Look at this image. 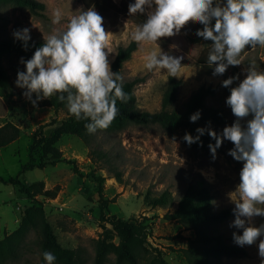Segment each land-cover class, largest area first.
<instances>
[{"label": "rangeland", "instance_id": "1", "mask_svg": "<svg viewBox=\"0 0 264 264\" xmlns=\"http://www.w3.org/2000/svg\"><path fill=\"white\" fill-rule=\"evenodd\" d=\"M36 1L45 6L38 14L0 0V69L4 80L0 84V96L3 97L0 127L10 122L20 131L15 141L0 148V179L4 181L0 183V241L19 228L26 209L38 208L60 247L72 251L76 263L93 264L94 241L102 238V227L110 229L108 223L99 220L97 184L92 178L95 175L105 179L103 198L115 201L108 205L105 216L115 215L131 223H141L146 228L147 253L140 258L141 264H150L159 255L165 264H187L181 249L185 247L184 239H193L194 232L185 230L177 222L166 221L164 215L175 211L177 202L191 184L209 190L213 212L231 211L228 220L208 227L207 233L221 235L227 244L244 249L247 257L223 258L222 264H264V257L259 255L260 239L264 237L243 247L233 240V233L241 234L231 225L242 167L236 169L227 158L225 146L232 142L224 140L213 160L209 148L202 149L196 143L188 145L183 140L185 133L191 134V130L197 128L221 134L236 120L230 107L219 100L218 92L205 101V106L223 112L225 123L222 125L196 121L166 132L157 125L128 124L118 132L95 133L88 144L75 136L65 135L55 145L59 162L53 165L48 164L53 161L51 156H43L40 148L30 150L33 134L48 136L68 119L69 113L40 107V101L34 107L27 101L22 95L24 89L16 86V79L18 71L25 70L21 60L30 59L35 51L25 52L1 45L14 39V31L23 28L31 29L32 43H44L43 37L55 30H63L67 21L61 25L52 24L51 10L55 7L67 10L68 0ZM111 1L119 5L123 0ZM78 8L88 9L81 0H72L70 9ZM103 22L105 30L112 33L109 47L113 62L117 49L129 44L130 32L136 24L129 15H120L113 23L103 18ZM136 47L130 60L123 65V80L137 81L134 88L137 109L155 113L160 111L167 79L173 75L167 74L166 68L162 72L144 68V57L155 45L136 43ZM251 61L264 70V45L252 47L242 55L241 65L234 66L235 75H239L234 87L245 78L244 70ZM173 77L180 80L181 85L169 111L183 112L186 101L199 87L217 89L221 85V80L213 76L197 79L194 68H181ZM250 119L251 115L243 118L242 125ZM24 167L27 170L23 171ZM10 179H16L17 183H10ZM155 201H161V204L153 207ZM253 224L257 227L264 224V217H254ZM39 241L38 231L30 229L19 242L16 258H7L1 264H45ZM111 242L117 245L118 239L114 236ZM104 264H115L114 255H108Z\"/></svg>", "mask_w": 264, "mask_h": 264}, {"label": "clouds", "instance_id": "2", "mask_svg": "<svg viewBox=\"0 0 264 264\" xmlns=\"http://www.w3.org/2000/svg\"><path fill=\"white\" fill-rule=\"evenodd\" d=\"M55 7L51 10V22L61 25L43 37L44 43L28 60H21L24 71H18L16 86L24 89L22 95L34 107L39 101L54 95L64 102L68 112L77 120H86L89 133L106 129L118 114L117 100L125 101L123 76L113 72L109 47L112 33L105 30L103 17L93 8L87 10ZM129 15L146 14L147 19L135 25L128 43L151 44L155 47L144 57V68L176 75L183 67V52L165 51L160 38L178 33L190 19L203 27L197 29V37L211 41L207 63L213 75H223L229 66L242 63L241 54L247 47L264 45V0H133L128 5ZM30 28L16 30L14 39L24 47L31 40ZM178 50V46H173ZM245 78L235 87L239 75L222 81L229 88L226 105L236 120L226 126L221 134L207 129L215 140L209 144L213 160L224 140L232 142L229 150L235 161L243 162L236 188L234 221L232 227L241 234L233 233L238 246L252 245L264 237V224L254 226V217H264V70L251 61L244 70ZM3 97L0 96V102ZM252 116L242 125V119ZM201 117L198 110L189 117L196 122ZM205 128H197L196 136L185 133L183 140L191 145L200 142ZM45 264H55L56 256L43 252ZM259 255L264 257V239H260Z\"/></svg>", "mask_w": 264, "mask_h": 264}, {"label": "trees", "instance_id": "3", "mask_svg": "<svg viewBox=\"0 0 264 264\" xmlns=\"http://www.w3.org/2000/svg\"><path fill=\"white\" fill-rule=\"evenodd\" d=\"M14 6L25 8L31 13L38 14L45 9L42 3L36 0H2ZM85 8L93 7L104 19H108L111 23L115 22L120 15H129L127 1H121L119 5L114 4L111 0H81ZM131 20L137 25L143 23L147 19L145 14L129 15ZM202 25L197 21L190 19L182 26L176 36L169 35L160 38V47L165 51H175V54L183 52L185 59L182 61V68H194L196 78L216 77L221 80V85L217 89L211 86L199 87L186 101L183 112L169 111L177 98V94L181 85V81L173 76H169L161 98L160 111L148 113L139 111L136 107L134 88L137 81H124L123 90L126 93L125 101L117 100L118 114L106 129H98L99 132H118L124 129L128 124L141 126L157 125L166 132H173L182 127L188 126L189 117L197 112L201 113L198 122H208L215 125L225 123V116L220 109L206 108L205 101L218 92L219 100L226 101L230 95L229 88L222 86V81L234 76L236 68L229 66L223 75H213L214 65L210 67L207 63V56L210 51L211 41H205L201 37H197L195 32L202 29ZM43 42H28V46L24 47L22 41L9 40L1 43L4 47H12L23 50L25 52L35 51L42 46ZM173 46H178V50ZM252 48V47H251ZM250 47L246 46L245 51L248 52ZM136 43L131 42L125 47H119L117 53L111 63L113 72H119L122 75L123 65L128 62L132 54L136 51ZM3 73L0 69V84L4 83ZM235 83V82H234ZM231 85L230 87H234ZM58 95V94H57ZM57 95L40 101V107H49L56 111L68 112L67 106L61 102ZM68 119L61 122L55 127L48 136L43 134H33L30 150L40 148L43 156H51L50 165L59 162V155L55 145L62 136L72 135L80 139L83 143L88 144L89 138L95 133H89L85 127L88 121L77 120L70 113H67ZM49 126V125H44ZM41 126L40 128H43ZM20 135L19 129L10 122H5L0 127V148H4L15 141ZM191 135L196 136L197 133L191 130ZM202 149H208L209 144H215V140L208 136L207 132L200 137V142L196 143ZM234 146L228 144L225 146V153L228 160L234 164L236 169L242 167V162L235 161L228 152ZM27 167L23 168V171ZM75 171V169H74ZM76 172V171H75ZM22 173V172H21ZM20 173V174H21ZM115 177V176H114ZM94 182L97 184L96 192L99 201V220L108 223L110 229H103L101 239L94 241V259L93 264H104L108 255L113 254L115 264H141L140 258L147 253V233L146 228L141 223H131L123 220L115 215L105 216L109 204L114 203V199L103 198V185L105 179L101 176L92 175ZM4 182L0 179V183ZM10 183H17L16 179H10ZM161 201L153 202L152 206L156 207ZM231 217L229 209H223L219 212L212 210V195L206 187L201 185H189L182 197L177 202L176 209L173 213L164 215L166 221H174L180 224L185 230L194 232V238H186L185 247L181 249V253L187 264H222L223 258L241 259L247 257L244 249L227 244L221 235H210L207 228L221 224ZM37 230L40 236L41 258L43 252L50 251L55 254V264H81L75 262V256L72 251L64 250L57 243L50 225L46 222L41 209L30 207L24 211V217L19 228L6 239L0 241V264L7 258L15 259L16 250L19 242L30 230ZM118 239V244L111 242L112 237ZM165 264L160 255L150 264Z\"/></svg>", "mask_w": 264, "mask_h": 264}]
</instances>
